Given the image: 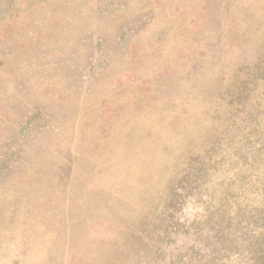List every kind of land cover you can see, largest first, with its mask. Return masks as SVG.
Listing matches in <instances>:
<instances>
[{"label":"rangeland","instance_id":"rangeland-1","mask_svg":"<svg viewBox=\"0 0 264 264\" xmlns=\"http://www.w3.org/2000/svg\"><path fill=\"white\" fill-rule=\"evenodd\" d=\"M240 137L264 0H0V264H264Z\"/></svg>","mask_w":264,"mask_h":264},{"label":"trees","instance_id":"trees-1","mask_svg":"<svg viewBox=\"0 0 264 264\" xmlns=\"http://www.w3.org/2000/svg\"><path fill=\"white\" fill-rule=\"evenodd\" d=\"M228 131V130H227ZM241 130H232V133L230 134V132L228 131V138H234V137H238L240 136ZM242 139L240 137L239 140L236 141L237 144L234 145H238V143H241ZM257 143H259L260 146H257ZM244 153V154H242ZM233 155H243V157H245V159H253L252 164L255 165V167H260V165L263 163L264 164V140L261 141H254V142H250V143H246L244 142L243 144L238 145L235 150L233 151ZM260 162H262L260 164ZM255 163V164H254ZM251 164V165H252ZM264 209V206L263 208ZM227 211V210H226ZM253 242L252 245H249L248 251L250 253H253L254 255H257L259 258L258 259H264V240L259 241V238L256 236H253Z\"/></svg>","mask_w":264,"mask_h":264}]
</instances>
